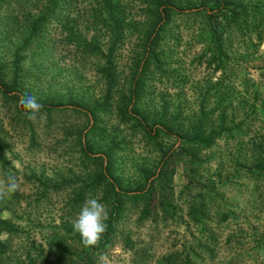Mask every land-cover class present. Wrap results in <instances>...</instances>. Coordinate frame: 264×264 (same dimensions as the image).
Returning <instances> with one entry per match:
<instances>
[{
	"label": "rangeland",
	"instance_id": "374dc122",
	"mask_svg": "<svg viewBox=\"0 0 264 264\" xmlns=\"http://www.w3.org/2000/svg\"><path fill=\"white\" fill-rule=\"evenodd\" d=\"M58 1L61 6L44 24L42 37L24 45L43 1L0 0V57L8 65L6 73L19 62L26 94L83 108L41 111L29 119L18 111L17 100L0 98L5 158L0 180L12 173L19 182L10 202H0V217L9 224L3 220L0 226V264H173L169 255L177 264H264V177L257 166L264 164V14L257 11L264 9V0H238L248 6L250 21L229 32L228 61L221 68L215 67L199 15L173 14L159 38L160 64H149L139 110L159 115L164 107L173 130L188 131L205 116L204 131L213 130L215 138L206 147L192 144L194 162L184 152L174 153L183 146L175 134L167 137L158 130L153 140L117 109L141 55L142 37L155 20L151 0H117L130 26L120 30L121 41L115 43V89L108 110L95 118L93 132H88L94 120L85 106L101 102L105 92L97 68L112 32L83 14L92 0ZM197 1L174 0L183 5ZM83 44L97 45L98 52ZM112 138L117 142L112 172L129 189L151 178L145 175L173 150L167 166L174 215H162L152 203L151 213L143 216L141 201H126L105 245L83 263L84 247L73 221L86 199H98L108 213L109 207L101 200V187L86 188L99 162L80 149L88 143L100 155ZM52 236L68 240L65 260H57L53 251L51 260L43 261Z\"/></svg>",
	"mask_w": 264,
	"mask_h": 264
},
{
	"label": "trees",
	"instance_id": "16d2710c",
	"mask_svg": "<svg viewBox=\"0 0 264 264\" xmlns=\"http://www.w3.org/2000/svg\"><path fill=\"white\" fill-rule=\"evenodd\" d=\"M22 3L27 1H43L42 8L38 9V13L31 19L28 27L27 36L24 40V45L32 42L33 40L42 37L43 26L51 18L54 17V13L61 6L58 0H16ZM154 5L155 20L152 24H149V28L142 37L141 42V55L135 62V71L130 79V83L127 89L126 97L121 102V106H117L122 118L125 121H134L136 125H139L144 132H146L149 138L156 139L158 130L167 137H175L180 141L183 146L177 148L175 152H181L188 155V161L194 162L197 149L192 145L193 143L197 147H206L211 144L215 138V132L205 133L204 131V118L201 117L197 122H194L192 128L188 131L183 130L180 127H173L168 124V120L165 117L164 110L161 108V113L155 115L153 112L143 113L139 110V104L141 103L142 96L145 93V76L147 75V69L149 64L152 63L154 66H158V53L156 52L157 43L163 32L167 28L173 14H196L203 18V29L201 30L206 34L212 46V56L216 60L215 67L221 68L223 64L228 61L225 46H227L228 34L232 28L241 29V27H247L250 20L247 16L249 13L248 6L241 3L238 0H199L192 4L183 5L177 4L174 0H151ZM93 5L89 9L85 10V15L89 18H93L100 22V26L110 30L112 36L110 38V45L107 52L104 54L103 64L97 68V71L103 81L105 92L101 98V102H95L88 106H85L86 112L89 113L94 120V124L88 128V132L97 131L95 126V118L99 117V113L106 112L110 102V96L113 89H115V83L117 74L113 64L115 43L121 41L122 34L119 33L122 28L130 26V17L128 12L123 11L119 7L117 0H92ZM64 4V3H63ZM264 9L259 8L257 11ZM85 42V41H83ZM24 45L22 47H24ZM83 47L87 46L89 51H93V54L98 52L97 45L90 47L88 44H83ZM0 57V98L15 99L18 102L17 109L20 112L26 113V111L20 106L19 99L22 95L26 94L25 86L22 82V76L19 74V62L12 64L11 71L8 65ZM15 61H19L17 57ZM223 70V69H222ZM149 74V72H148ZM44 105L41 111L59 110L65 108H71L76 110H82L78 103H72L70 106H66L61 103H53L46 101H39ZM130 109H129V108ZM158 114V113H157ZM155 115V116H153ZM228 130L230 128H227ZM173 130V132H172ZM112 145L100 155L91 152V147L87 143L82 144L81 153L87 159L99 162L97 171L90 178L89 184L86 186L87 189H96L101 187L103 190V196L101 200H104L109 207L108 219L106 221L108 227L106 232L103 234L101 240L96 247H84L83 251L80 252V258L84 262H89L90 257L94 255V249L100 250L106 243V238L109 233L113 231L115 222L124 210V203L129 201L136 203L141 201L143 204L142 215L146 216L151 213L150 204L154 203V208L162 213V215H174V207L171 202V190L168 185V177L170 171L168 170L167 162L170 155L173 154V150L169 149L163 153L164 156L161 158V162H158L157 168L151 173L145 175L146 179L143 184L134 186L132 189L121 185L120 181L113 174V154L117 142L112 138ZM2 142L0 140V162L5 163V158L1 152ZM195 149V150H194ZM259 174L264 177V164L260 163L257 165ZM260 166V167H259ZM156 192V194L154 193ZM77 197L81 198V194ZM10 202V199L8 200ZM199 213V211H195ZM3 218L0 217V226H3ZM5 221V220H4ZM6 224L7 221H5ZM9 225V224H8ZM75 235H69V238L73 239ZM80 242V241H78ZM51 248L48 253L43 257V261H49L50 254L55 251L59 256L57 260H65L62 255L65 249H67L69 243L66 238L59 239L51 237ZM83 244V243H82ZM33 247V244H31ZM54 248V250H52ZM75 260V259H73ZM168 262L177 264L176 256L169 255L167 257ZM181 264H190L189 260L182 262Z\"/></svg>",
	"mask_w": 264,
	"mask_h": 264
},
{
	"label": "clouds",
	"instance_id": "9594fccd",
	"mask_svg": "<svg viewBox=\"0 0 264 264\" xmlns=\"http://www.w3.org/2000/svg\"><path fill=\"white\" fill-rule=\"evenodd\" d=\"M20 106L29 119H36L44 108L35 95L24 94L19 99ZM19 189L17 177L8 173L5 180H0V202L5 201ZM108 211L106 206L96 198L86 199L77 218L73 221V230L79 233L85 247H96L107 230Z\"/></svg>",
	"mask_w": 264,
	"mask_h": 264
}]
</instances>
